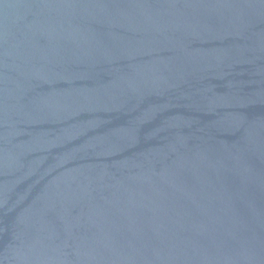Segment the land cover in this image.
I'll return each instance as SVG.
<instances>
[{"label":"water","instance_id":"obj_1","mask_svg":"<svg viewBox=\"0 0 264 264\" xmlns=\"http://www.w3.org/2000/svg\"><path fill=\"white\" fill-rule=\"evenodd\" d=\"M0 264H264V0H0Z\"/></svg>","mask_w":264,"mask_h":264}]
</instances>
